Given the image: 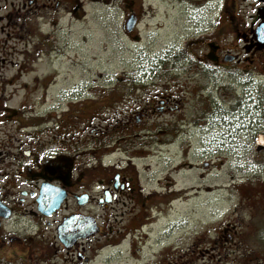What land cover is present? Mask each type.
<instances>
[{"label": "rangeland", "instance_id": "1", "mask_svg": "<svg viewBox=\"0 0 264 264\" xmlns=\"http://www.w3.org/2000/svg\"><path fill=\"white\" fill-rule=\"evenodd\" d=\"M224 4L225 0H84L76 19L69 16L54 26L48 23L40 28L36 26V31L41 29L43 38L50 43L46 47L41 48V40L33 39L29 31L31 37L8 38L7 47L12 48V52L0 45V58L5 59V64L0 65V140H3L2 134L5 140L8 136V145H1L2 158H5V177L1 179L4 186L14 192L18 135L24 134L27 126L33 123V116L41 123L50 114L47 111L50 104L63 98V93L71 92L67 88L73 85L82 87V83L90 82L120 89L136 83L150 94L182 93L187 103L184 110L188 113L195 86L210 77L213 81L217 78L219 83L224 78L223 69L215 68L204 58L207 49L200 45V40L210 34V42L221 46L222 31L206 32L204 21H198L211 16L214 22ZM231 4L233 0L229 6ZM72 9L70 7L68 13ZM129 10L140 17L137 32L130 36L125 33L122 22L124 13ZM3 38L4 35H0L1 44ZM35 44L36 51L32 50ZM240 55L245 62L251 59L248 53L240 52ZM252 60L255 62L254 56ZM263 67L264 52H261L256 56V145L250 137L254 128L252 105L244 124V121H233L226 125L221 115H212L204 131H149L136 135L138 142L132 154L136 157L149 155L148 161L138 163L144 182L150 184L164 178L166 185L169 180L174 183L170 189L174 191L170 209L162 206L161 211L154 213L155 220L146 215V222L150 223L143 227L147 235L143 234L142 240L147 237L146 242L133 245L134 251L141 249L136 258L142 261L137 264H144L161 244L175 246L174 251L180 252L181 264H222L223 254L233 257V252H243L240 248L250 252L255 246L256 230L261 229L264 235V74H260L264 72ZM247 68V64L239 65L243 74ZM41 76L54 77L46 81L51 82L47 84L51 90L46 93L45 106L40 89L31 105L34 79ZM210 89L213 92L211 102L221 103L215 88L211 86ZM137 102L133 94L125 104L135 108ZM209 105L210 102L207 108ZM128 111L120 110L104 118L115 123L126 118ZM165 120L169 124L173 118ZM77 139L81 138L70 140L71 144ZM27 142L25 139L22 144ZM74 146L85 147L80 142ZM114 148V154L104 163L120 162L127 157L126 148L117 145ZM163 193L167 194V189ZM166 202L167 199L163 204ZM114 213L116 219H112L113 213L110 218L116 222L111 224L114 232L111 242H119L120 234L124 233L118 230L125 228L128 218L120 207ZM135 217L133 221L137 220ZM234 228L233 244L221 241L222 231L232 232ZM117 247L111 251L109 261L108 251H102L96 258L89 256L93 259L90 264H135L127 245ZM205 253L207 255L201 257ZM208 254L216 260L210 261ZM6 260L9 258L0 260V264H10ZM54 264L84 263L63 260L57 253Z\"/></svg>", "mask_w": 264, "mask_h": 264}, {"label": "flooded vegetation", "instance_id": "2", "mask_svg": "<svg viewBox=\"0 0 264 264\" xmlns=\"http://www.w3.org/2000/svg\"><path fill=\"white\" fill-rule=\"evenodd\" d=\"M83 2L84 0H0V35H4L0 45L12 52V48L7 47L8 38L16 36L22 39L24 35L31 37L29 31L33 39L41 40V48L46 47L49 42L43 38L41 29L36 31V26L39 25L40 28L47 23L54 26L69 16L76 19ZM229 4L230 0H225L214 22L211 16L198 20L204 21L206 32L222 31L221 46L210 42V34L205 35L203 41L200 40V45L207 49L204 58L214 64L215 68L223 69L224 78L219 83L217 78L213 81L210 77L206 82L195 86V92L190 95L191 108L188 113L184 110L187 103L182 93L150 94L136 83L134 86L127 84L128 88L120 89H116L114 85L99 86L98 83L90 82L82 83V87L73 85L72 88H67L71 92L63 93V98L50 104L51 108L47 110L50 114L43 116L41 123L35 119L37 116H33V123L27 126L24 134L18 135L16 140L19 148L17 157L15 156L18 165L15 167L16 182L12 193L1 182L5 177V158H2L1 145H8V136L5 140L2 134L0 260L9 258L6 261L10 264H54V256L59 253L63 260L90 264L93 259L89 256L96 258L102 251H108L109 261L113 254L111 251L125 244L132 261L137 264L142 261L136 258L141 249L134 251L133 245H144L146 242L144 240L147 237L142 240V235H147L143 227L150 224L146 222V215L155 220L154 213L162 206L170 209L174 199V191L170 189L174 183L169 180L166 185L164 178L150 184L144 182L138 163L148 161L149 155L136 157L132 154L138 142L136 135L149 131H204L211 123L212 115H221L226 125L233 121H244V124L249 106L252 105L254 128L250 137L256 145V56L264 52V40H260L258 36L261 30L264 31V0H233V4ZM70 7L73 9L68 13ZM122 22L125 33L130 36L137 32L140 17L135 11L129 10L124 13ZM128 22L132 27L130 30L127 29ZM262 35L264 39V34ZM32 50L36 51V44ZM42 52L45 53L46 50ZM240 52L248 53L251 59L245 62ZM253 56L255 62L252 60ZM243 63L248 66L245 74L239 69V65ZM3 64L5 59L0 58V65ZM36 79L30 98L33 100L31 105H34L38 94L36 92L40 89L42 105L45 106L46 93L51 90L47 87L51 82L46 81H51L54 77L41 76ZM211 86L215 88V94L221 103L211 102ZM133 94L138 100L135 108L131 104H125L126 99H131ZM120 110H129L125 113L126 118L118 119L115 123L104 118L111 113L118 114ZM167 117L173 118V121L169 120V124L165 120ZM247 120L252 125V119L248 117ZM79 137L81 139H77L74 145L80 142L85 147L75 148L70 140ZM21 138L28 142L23 145L24 140ZM116 145L128 149L124 150L127 157L120 159V162L104 163L114 154ZM72 147L74 150L70 149ZM154 152L160 154L158 151ZM166 189L167 194H164ZM175 193L179 194V191ZM60 197L62 202L58 206L57 200ZM165 199L167 202L163 204ZM47 202L50 204L45 205ZM119 207L124 210L128 220L125 228L118 230L124 233L120 234L119 242H111L114 233L111 224L116 223L110 221L111 213L112 219H116L114 212ZM134 217L136 221L132 220ZM261 233V229L256 230L255 246L250 252L240 248L243 252H233V257L231 254H223L220 263L264 264V235ZM234 235L235 228L232 232L222 231L220 239L233 244ZM174 248L175 246L161 244L150 258L145 259L144 264H181L178 257L180 252H175ZM206 255L207 253L201 254V257ZM209 257L210 261L216 260L213 255Z\"/></svg>", "mask_w": 264, "mask_h": 264}, {"label": "water", "instance_id": "3", "mask_svg": "<svg viewBox=\"0 0 264 264\" xmlns=\"http://www.w3.org/2000/svg\"><path fill=\"white\" fill-rule=\"evenodd\" d=\"M127 27H128V28H127L128 30H130V29L132 28L131 25H130V22H128ZM262 34H264V31L261 30V31L259 32V35H258L260 40H264ZM262 44L264 45V42H262ZM61 202H62V197H60V198L57 200V204H58V203L60 204ZM48 204H50V203H48V202L45 203V205H48ZM59 204H58V206H59ZM58 206H56V207H58Z\"/></svg>", "mask_w": 264, "mask_h": 264}]
</instances>
